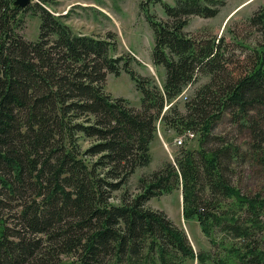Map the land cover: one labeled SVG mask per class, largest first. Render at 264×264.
<instances>
[{"label": "trees", "instance_id": "16d2710c", "mask_svg": "<svg viewBox=\"0 0 264 264\" xmlns=\"http://www.w3.org/2000/svg\"><path fill=\"white\" fill-rule=\"evenodd\" d=\"M56 1L0 0V264H264V196L233 182L248 161L264 168V41L244 65L223 37L185 31L190 16H215L221 1L145 0L152 62L166 71L160 86L130 67L134 57L113 54V35L74 31L48 9ZM28 11L40 20L36 40L19 32ZM249 23L264 31V5ZM122 72L140 107L106 91L107 75ZM199 76L209 80L195 86ZM224 117L247 133L243 145L218 131ZM158 122L198 144L184 140L173 162L130 191L131 176L152 161ZM175 189L212 250L195 251L149 206Z\"/></svg>", "mask_w": 264, "mask_h": 264}, {"label": "rangeland", "instance_id": "374dc122", "mask_svg": "<svg viewBox=\"0 0 264 264\" xmlns=\"http://www.w3.org/2000/svg\"><path fill=\"white\" fill-rule=\"evenodd\" d=\"M145 0H57L48 7L54 14L60 15L74 31L98 37L114 36L116 49L115 56H131L136 61H131L130 67L144 76H152L161 86L165 78V68L156 66L152 62L153 31L146 20L142 3ZM173 3L172 0H165ZM218 12L215 16L204 17L192 15L185 31L196 38L223 37L227 55L244 64L251 48L264 41V31L260 27L249 23L250 16L264 5V0H218ZM157 7V8H156ZM149 5V10L157 13V18L164 20L159 6ZM24 22L19 29L20 34L28 40H36L39 34V18L31 11L25 12ZM240 63V62H239ZM233 67L234 64H231ZM245 65V64H244ZM235 70V69H234ZM209 80L208 76H199L195 86L202 85ZM106 91L114 97L127 98L135 107L141 105V93L136 88V83L131 76L122 72L120 75L108 74ZM190 93L186 89L178 100L181 105ZM224 117L218 123V131L226 138L233 139L242 144L247 138L245 131L239 132L236 126L230 124ZM155 139L151 143L152 161L139 168L131 176L127 186L130 191L137 190L139 176L147 175L161 168L166 162L174 161L179 154L180 147L177 142L178 135L171 129H165L163 123H157ZM189 148L196 147V139L189 140L184 137ZM233 182L241 192L252 194L260 193L264 196V168L246 162L237 169ZM121 192H115L117 200ZM149 206L164 211L171 220L182 228L195 251H210L212 245L202 232L196 219H185L182 209L181 189L154 197L148 202ZM183 264H212L204 263L197 258H187Z\"/></svg>", "mask_w": 264, "mask_h": 264}, {"label": "built area", "instance_id": "2783aa9c", "mask_svg": "<svg viewBox=\"0 0 264 264\" xmlns=\"http://www.w3.org/2000/svg\"><path fill=\"white\" fill-rule=\"evenodd\" d=\"M184 137L187 138V139H191L193 138V134L189 133L187 135H181L179 137H177V142L179 145H182L184 143Z\"/></svg>", "mask_w": 264, "mask_h": 264}, {"label": "water", "instance_id": "95a60500", "mask_svg": "<svg viewBox=\"0 0 264 264\" xmlns=\"http://www.w3.org/2000/svg\"><path fill=\"white\" fill-rule=\"evenodd\" d=\"M30 2L31 0H15V4L21 7L26 6Z\"/></svg>", "mask_w": 264, "mask_h": 264}]
</instances>
